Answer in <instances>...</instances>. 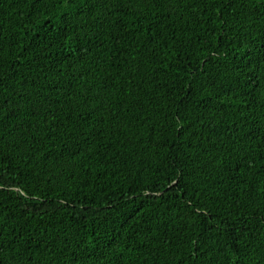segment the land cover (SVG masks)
Here are the masks:
<instances>
[{
  "label": "trees",
  "instance_id": "obj_1",
  "mask_svg": "<svg viewBox=\"0 0 264 264\" xmlns=\"http://www.w3.org/2000/svg\"><path fill=\"white\" fill-rule=\"evenodd\" d=\"M0 264H264V0H0Z\"/></svg>",
  "mask_w": 264,
  "mask_h": 264
}]
</instances>
